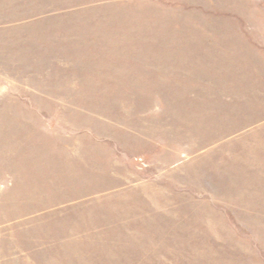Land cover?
<instances>
[{
  "label": "rangeland",
  "instance_id": "374dc122",
  "mask_svg": "<svg viewBox=\"0 0 264 264\" xmlns=\"http://www.w3.org/2000/svg\"><path fill=\"white\" fill-rule=\"evenodd\" d=\"M0 264H264V0H0Z\"/></svg>",
  "mask_w": 264,
  "mask_h": 264
}]
</instances>
